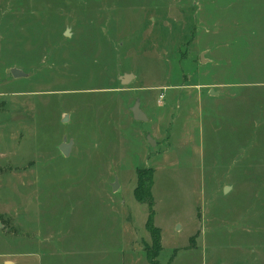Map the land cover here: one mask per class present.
<instances>
[{
	"label": "rangeland",
	"instance_id": "rangeland-1",
	"mask_svg": "<svg viewBox=\"0 0 264 264\" xmlns=\"http://www.w3.org/2000/svg\"><path fill=\"white\" fill-rule=\"evenodd\" d=\"M0 210V264H264V0H0Z\"/></svg>",
	"mask_w": 264,
	"mask_h": 264
},
{
	"label": "trees",
	"instance_id": "trees-1",
	"mask_svg": "<svg viewBox=\"0 0 264 264\" xmlns=\"http://www.w3.org/2000/svg\"><path fill=\"white\" fill-rule=\"evenodd\" d=\"M154 174L152 169L148 170H138L137 171V187L134 190V196L139 203L147 204L150 211V216L147 221L146 227L147 231L151 234L153 245L156 249V254L158 255L162 251L161 246V232L159 229L154 225V216L155 211L153 210L155 206L154 195H152V189L154 186L153 180ZM4 227L6 226L5 223L2 221ZM5 230H8L7 226ZM10 232V230H8ZM150 255V254H149ZM149 258V257H148ZM155 256H152L150 259L151 264H159Z\"/></svg>",
	"mask_w": 264,
	"mask_h": 264
},
{
	"label": "water",
	"instance_id": "water-1",
	"mask_svg": "<svg viewBox=\"0 0 264 264\" xmlns=\"http://www.w3.org/2000/svg\"><path fill=\"white\" fill-rule=\"evenodd\" d=\"M70 32L69 30L66 33V36H69ZM202 61L203 63H206L207 61H205L204 56L202 57ZM12 74L14 75L15 78L20 79L22 77L25 76V74L23 73V71H20L18 69H13ZM133 75H125L123 77H121L120 81L122 85H127L131 79L133 78ZM211 96H216L217 93L215 91H211L210 93ZM131 112H132V116L133 118L137 121V122H144L146 123L149 119L146 118V115L144 114V112L141 109V102L136 101V104L133 108H131ZM64 121V123H68L69 121V117L66 116L64 117V119H62ZM149 142L151 145H155V142L153 141V139L151 137H149ZM74 142L70 141L69 144H67V139L64 140L63 144L60 146V151L62 152V154L64 155V157H70L71 154V150H72V146H73ZM114 191H116L119 187V183L114 184ZM230 188H227L226 191L228 192ZM0 229L3 230L4 229V225L3 223L0 221Z\"/></svg>",
	"mask_w": 264,
	"mask_h": 264
},
{
	"label": "crops",
	"instance_id": "crops-1",
	"mask_svg": "<svg viewBox=\"0 0 264 264\" xmlns=\"http://www.w3.org/2000/svg\"><path fill=\"white\" fill-rule=\"evenodd\" d=\"M0 215H3V211H1L0 210ZM1 221V220H0ZM6 227V226H5ZM4 227V229L3 230H1V231H3L4 232V234H8L9 235V231L8 230H5L6 228ZM6 264H10L9 262H6Z\"/></svg>",
	"mask_w": 264,
	"mask_h": 264
}]
</instances>
